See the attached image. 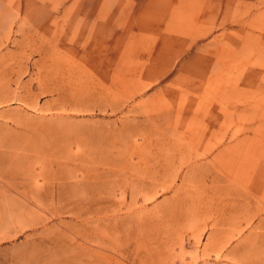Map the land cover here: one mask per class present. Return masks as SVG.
Instances as JSON below:
<instances>
[{"label":"rangeland","instance_id":"rangeland-1","mask_svg":"<svg viewBox=\"0 0 264 264\" xmlns=\"http://www.w3.org/2000/svg\"><path fill=\"white\" fill-rule=\"evenodd\" d=\"M36 135L46 211L0 185V264H264V0H0L4 180Z\"/></svg>","mask_w":264,"mask_h":264},{"label":"bare ground","instance_id":"bare-ground-1","mask_svg":"<svg viewBox=\"0 0 264 264\" xmlns=\"http://www.w3.org/2000/svg\"><path fill=\"white\" fill-rule=\"evenodd\" d=\"M6 88H3V91L5 90ZM15 117V116H14ZM7 119H8V117H6ZM11 118H13V116L11 117ZM18 118V117H17ZM10 119V118H9ZM15 119H16V117H15ZM6 120V119H5ZM12 121H14L13 119H11ZM10 120V121H11ZM18 120L19 119H17V122H18ZM24 120V119H23ZM9 121V120H8ZM8 121H4V124H9V122ZM22 123V122H21ZM9 125H11L14 129H16L17 131H18V124H16L15 122H12V123H10ZM28 125V124H27ZM29 127H30V125H29ZM28 126H27V129L29 128ZM33 128H34V126H32ZM32 127H30V129H32ZM37 127V126H36ZM22 128V127H21ZM22 129H24L25 130V128H22ZM20 130V129H19ZM37 130V129H36ZM29 132H31V131H29ZM32 132H35L33 129H32ZM26 133V132H25ZM36 133H38V132H36ZM31 134V133H30ZM29 134V135H30ZM35 133H33L32 135H34ZM37 136V135H36ZM39 135L35 138V136L34 137H32L31 139H29L28 141H26V144H25V142H24V144L22 145V146H19L18 148H13V149H11V150H9V151H11L12 152V159H11V167L9 168L10 169V171H12L14 168H13V166L12 165H14V160L15 159H19V157H20V154H21V152H23V151H25L26 152V157H28L29 159V161L28 162H30V165L31 166H29V169L27 168H25V169H23V167H20L19 165H18V167H17V164H16V169H17V172L16 173H12L13 175H11L10 177H11V180L10 181H6V180H4V178H3V175H5V174H8V170H5L4 172H0V185H5L8 189H9V192H10V195L9 196H7V195H3V197L5 198H3L4 200H5V202L7 203V205L9 206V207H11V208H15V207H18L19 205H24V206H26V205H28V204H33V206H35L36 208H39V209H41V210H43V211H46V205L45 204H43V202H40L39 201V199H38V197H35V194H37L38 192H39V189H40V187L45 183H47V182H50L49 180L50 179H52V176H51V174L49 173V170L48 169H50V168H48L49 167V165L51 164V162L53 161V159H54V157H53V153H52V151H51V149H50V146H49V144H48V142L47 141H41L39 138ZM21 149V150H20ZM25 154V153H24ZM22 155L23 154H21V157H22ZM21 162H22V158L20 159V161H18V163L19 164H21ZM37 164V165H36ZM36 167H38L39 168V170L38 169H36ZM51 167V166H50ZM36 170H38V171H36ZM61 171V170H60ZM31 173V178H30V180H29V174ZM54 174V173H53ZM57 175V174H56ZM39 177L40 178H42V180H43V182H41V183H39L38 182V179H39ZM57 178L58 179H64L65 178V174H60V175H57ZM20 179H22V180H28V181H30L29 183L27 182V183H23V182H20ZM55 179V178H54ZM1 192V191H0ZM3 193H0V195H2ZM5 194V193H4ZM1 198H0V200L2 199V196H0ZM1 201H3V200H1ZM4 202V203H5ZM3 203V204H4ZM4 206V205H3ZM4 207H6V206H4ZM3 207V208H4ZM21 207V206H20ZM23 207V206H22ZM0 208H2V207H0ZM38 209V210H39ZM7 210V209H6ZM16 210H17V208H16ZM5 211V210H4ZM12 211V213L13 214H15L16 212H13L14 210L13 209H10V212ZM8 212V211H7ZM19 212V211H18ZM51 212V211H50ZM11 213V214H12ZM10 214V215H11ZM12 214V215H13ZM24 214V213H23ZM9 215V216H10ZM11 215V217H15V216H12ZM16 216H18V215H16ZM21 216V218H22V214L20 215L19 214V216L18 217H20ZM2 217L0 216V224H2V222H3V220L1 219ZM18 219V218H17ZM20 219V218H19ZM16 220V219H15ZM27 220V219H26ZM18 221V220H17ZM25 221V220H24ZM23 221V222H24ZM22 222V221H21ZM20 222V223H21ZM26 222V221H25ZM17 223V222H16ZM18 223H19V221H18ZM19 223V224H20ZM36 223H38V222H35V221H33V220H30V222H28V223H26V225H28V226H32V225H34V224H36ZM18 225V224H17ZM21 225V224H20ZM25 225V226H26ZM21 226H23V227H25L24 225H21ZM33 227V226H32ZM18 228V227H17ZM20 228V227H19ZM18 228V229H19ZM22 228V227H21ZM30 228V227H29ZM34 228H35V226H34ZM17 231V230H16ZM15 231V232H16ZM1 234V233H0ZM4 235V234H3ZM8 235V234H7ZM6 235V236H7ZM14 235H15V233H14ZM10 236V235H9ZM79 237V236H78ZM66 235H65V232L63 231V230H60V231H58V232H55V233H52V234H50V233H44V232H41V234H40V238L38 239V240H36L34 243H33V240H31V242L33 243L32 244V246H34V248H35V246L36 247H38V249L40 248L41 250H43L41 253H39V257L37 258V259H39V258H45V259H56V260H58V259H60L63 255H61V254H59V253H56L62 246L63 247H66L67 246V244H66ZM1 239H4V238H1ZM0 239V240H1ZM80 239L82 240V242H81V246L83 247V248H86L87 249V247H88V245H87V243L88 242H90L91 240H92V238H90V237H88V234H85L84 236H80ZM93 240H95V239H93ZM99 241V240H98ZM116 242V241H115ZM62 245H61V244ZM54 244H60L61 246L60 247H56V245H54ZM64 244L66 245V246H64ZM99 245H98V248L94 251V254L93 255H95V256H98V257H101V258H104L105 256H107V254H105V253H102L101 252V249L103 248V250H109L107 247H111V245H106L105 243L103 244V242L101 243L100 241H99V243H98ZM110 244H112L111 242H110ZM115 244V243H114ZM112 245V249H114L115 247L114 246H116V250H117V245H118V243H116V245ZM103 245V246H102ZM31 246V247H32ZM46 248V249H42V248ZM51 247H53V248H56V252L55 251H53V250H51L50 248ZM34 251H35V249H34ZM39 251V250H38ZM36 252V251H35ZM33 252L31 251V254H32ZM38 253V252H37ZM35 254V253H34ZM21 255H23V254H21ZM27 255H29L30 256V253L28 254V252H27ZM26 255V256H27ZM25 255H23V257H24ZM25 256V257H26ZM18 257L20 258L21 256H19L18 255ZM27 258H29V257H27ZM23 259V258H22ZM21 260V259H20ZM19 260V261H20Z\"/></svg>","mask_w":264,"mask_h":264}]
</instances>
